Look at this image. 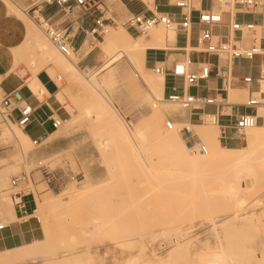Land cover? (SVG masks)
Masks as SVG:
<instances>
[{
    "label": "rangeland",
    "instance_id": "rangeland-1",
    "mask_svg": "<svg viewBox=\"0 0 264 264\" xmlns=\"http://www.w3.org/2000/svg\"><path fill=\"white\" fill-rule=\"evenodd\" d=\"M144 1L152 3L153 0ZM6 2L25 19L31 35L42 36L63 56L28 16ZM109 9L119 21L130 17L116 0H109ZM156 30L165 40L169 38L170 30L163 26ZM117 31L128 32L134 39L143 40H148L151 33L134 34L118 25L109 35L103 34L96 40L89 35L87 41L91 48H85V53L92 51L91 55L99 61V68L85 71L78 65L79 56L72 54L71 61L81 71V79L77 82L55 62L45 61L35 50H29L27 59H22L31 71L29 80L52 64L50 72L62 90L59 98L63 102L67 100L70 113L68 121L55 134L34 144L26 162L16 154V141L2 135L5 125L0 95V147L5 152L6 166L15 163L17 167L7 172L6 179L0 183V223L8 224L17 219L16 213L15 216L9 213L8 205L12 204L4 198H11L12 177L22 173L30 179L21 187L29 186L33 192L27 207L36 210L30 221L17 223L21 226L22 245L19 247H26H17L16 251L1 255L16 254L18 257L3 264H264V186L246 193L241 208L235 200L229 199L232 203H228L221 193L224 190H219L221 185L225 186L218 177L228 165L225 158L236 154L237 151L230 149L247 150L251 132L247 131L243 144H227L221 139L219 128L206 117L205 123H200L201 127L196 129L219 136L223 151L207 149L206 154L192 153L182 130L187 122L175 119L189 111L171 104L166 98L158 102V95L136 76L140 68L124 49L118 62L104 67L108 55L102 45ZM262 31L257 30L258 37H264ZM154 56L155 53H150L149 61ZM211 60L215 61V58ZM262 63L264 55L255 59L254 65ZM151 67L149 64L147 69L150 70H140L145 83L161 76ZM93 73H98L97 88L106 96L108 102L105 104L114 115L99 123L86 111L90 100H95L85 84ZM256 75L259 78L258 73ZM239 89L235 90L241 93ZM147 96L150 97L148 101ZM248 97L245 91L241 103ZM156 101L161 110L153 107ZM263 110L264 105L259 109L263 115L257 123L261 129L264 128ZM169 119L178 124L188 155L199 156L194 165L175 162L171 150L165 151L156 141V132L173 131L166 128ZM16 127L21 129L17 124ZM139 127L146 130L143 140L134 135ZM153 127L155 130L151 133L149 130ZM112 131L127 134L136 152L126 147L121 138L115 139ZM263 134L260 136L264 137ZM195 137L207 147L201 135ZM171 138L175 140L174 135ZM260 144L258 141L254 147ZM258 158L263 160L264 166V153ZM255 161L250 164L259 166V161ZM40 163L46 167V173ZM215 222H218L216 228ZM99 228H102L101 232H95L100 231ZM47 230L50 240H47ZM38 242L42 243L36 244Z\"/></svg>",
    "mask_w": 264,
    "mask_h": 264
},
{
    "label": "built area",
    "instance_id": "built-area-1",
    "mask_svg": "<svg viewBox=\"0 0 264 264\" xmlns=\"http://www.w3.org/2000/svg\"><path fill=\"white\" fill-rule=\"evenodd\" d=\"M170 6L179 9V12H154L150 14L132 15L124 21H119L112 13L109 7L102 0H36L32 6L26 10L30 19L35 25L43 31L49 41L64 56L70 57L76 53L74 38L68 29H60L53 26L49 20L45 19L41 13L47 6L57 5L65 12L82 10L86 14L92 12L98 13L95 17L94 26L86 31L87 35L93 37L102 36L109 33L118 25L124 27L127 31L134 34L147 35L152 29L163 26L167 30H175L183 33L186 41L190 39L194 31L196 32V45L192 49L198 54L213 56L221 59L227 64V76L225 90L231 89L233 83H240L246 88L257 87V94L253 92L252 96L244 103L248 108L258 109L264 105V92L261 91L260 83L264 81V64L260 66L259 78L244 76L242 78L232 77V67L238 62L254 61L264 55L262 46L263 37H258L257 30L264 29V0H163ZM110 14V15H109ZM240 16H260L261 23L240 19ZM228 19V22H227ZM224 31V32H223ZM248 42V43H247ZM191 60L177 62L169 73L173 78H179L183 81L184 92L180 93L175 85L171 86V94L167 96L166 101L180 106L186 111H202L206 106H216L222 110V101L212 97H200L189 94L185 91L186 87L197 86L202 80H207L212 72L211 64L202 65L199 73L190 71ZM153 71L164 76V69L155 66ZM11 95L7 96L1 102V114L10 118L14 108H11ZM19 99V98H18ZM21 106H17L19 119L17 125L25 129L33 119L35 109L25 100L20 99ZM210 118L213 125L219 128L221 139L228 144L230 137L229 131L234 133V139L240 144L246 141L247 131L258 123L257 115L243 114L233 123L223 125L219 121V116L206 115ZM205 123L204 120H202ZM64 121L60 118L53 119L54 129H59ZM188 125H191L187 122ZM188 125L183 127V131L191 138L188 142L192 153H207V147L202 140L192 134ZM175 124L169 119L166 122V128L172 130ZM38 144L39 141H34ZM40 168L46 173V167L40 163ZM29 176L26 173L14 176L11 179V198L17 209V219L19 223H26L35 217L36 210H29L27 207V197L33 195L29 186L21 187L22 184L29 182ZM6 227L0 224V230Z\"/></svg>",
    "mask_w": 264,
    "mask_h": 264
},
{
    "label": "crops",
    "instance_id": "crops-1",
    "mask_svg": "<svg viewBox=\"0 0 264 264\" xmlns=\"http://www.w3.org/2000/svg\"><path fill=\"white\" fill-rule=\"evenodd\" d=\"M9 1L13 4V6H15L17 10L29 17V15L26 13V10L32 6L33 1ZM102 1L109 7V0ZM116 1L119 6H122L123 10L125 11V15L127 16L150 14V10L154 12H179L178 8L170 6L163 0H153L152 3L146 2L144 0ZM163 8H167V10H163ZM41 15L45 19L49 20L53 26L60 29H68L71 32L76 48L75 54L79 56V67L84 68L85 71L97 70L99 68V61H97L96 57L91 55L92 51L85 53V48H91L87 41L89 35L86 34V31L94 26V20L95 17L99 15L98 13L92 12L90 14H86L82 10L65 12L59 6L52 5L45 7ZM239 18L253 21L258 24L261 23L260 16H240ZM262 30V32H264V29ZM29 34L31 35L25 19L16 12L14 7L11 8L5 0H0V95L3 99L11 95V108H14V111L11 113L10 119L16 124L19 119V111L17 106H21V101H19L20 99L25 100L35 109L32 122L25 129H22L28 138L35 144L34 141L47 139L59 130L54 129L53 127L52 122L54 118H60L65 123L68 121L70 113L67 110V100L63 102L59 98L62 95V90L61 86L51 73L53 68L52 64L43 68L35 75V78H37L39 83L42 85L41 95L39 93H35L31 88V83L35 81V78L33 80H29L31 71L29 70V67L26 66L24 62H22V59H27V57L20 59L18 64H16L14 50L21 47L28 40ZM194 35H196L195 31L187 42L183 33L175 31L174 41L171 42L169 38H167L165 41L167 48H147L144 64L145 70H150L147 69L149 64L152 66L151 70H153L155 66L164 69L163 98L165 100V98L167 99V96L172 93L171 86L173 85L177 87L178 92H184L182 79L169 76L170 71L177 62L191 60V65L189 68L190 71L194 73H199L202 65L210 63L212 72L209 79L200 81L197 86L186 87L185 91L192 95H197L200 97H212L221 100L222 110H218L216 106H206L204 109H202V111H189L185 116H178L175 119L188 122L191 124L189 126L195 128L201 127L199 124L203 123L202 120L206 121V115L217 114L219 116L220 123L223 125L233 123L239 116L243 114L257 115V118L259 119L261 116L259 114L260 108H248L244 105V103H234L230 101L231 90L243 88L239 89L243 96H245V91H247L248 96L251 97L253 92L257 94V87L254 86V88L249 89L238 82L236 83L235 80V83H233L234 86L226 91V62L221 59L218 64V59L216 57L193 52L192 49L196 45V38L194 39ZM149 39L147 41H149ZM263 45L264 40L262 41V46ZM150 53H155L152 61H149ZM212 58H215V61H212ZM118 61L119 60L115 61L114 63ZM254 62L255 60L236 63V65L232 67V77L237 79L244 76H252L253 78L258 79L256 74L258 73L259 77L261 64L256 66L254 65ZM146 100H150V97L147 96ZM228 135L230 137L229 140H231L228 141V144L233 145L238 142L236 139H234V133L232 131H229ZM185 138L187 143L191 141V138L188 137L186 133ZM3 150L4 149L0 147V161L4 162V164L0 166V183L6 179L7 172L17 168L15 163H9V166H6V161H4L5 152ZM14 154L15 152L13 155ZM31 196L27 197L26 200L28 201ZM8 206L9 213L12 216H15L16 213L17 217L18 213L16 208L14 210L15 206ZM17 223L21 224L16 220L11 221L8 224H5L6 227L3 230H0V253L26 247H19L22 245L20 233L21 226L17 225Z\"/></svg>",
    "mask_w": 264,
    "mask_h": 264
},
{
    "label": "bare ground",
    "instance_id": "bare-ground-1",
    "mask_svg": "<svg viewBox=\"0 0 264 264\" xmlns=\"http://www.w3.org/2000/svg\"><path fill=\"white\" fill-rule=\"evenodd\" d=\"M6 1H9V0H6ZM9 3H11V2L9 1ZM9 5L12 8L11 4H9ZM154 29H152L153 31L152 30L150 31L151 33H150L149 41L143 40V39H134L128 32H125V31H119V32L117 31V32L113 33L111 35V37L109 38V41L102 45L103 50L107 53L108 58H109L107 63L104 65V67H109L112 63L119 60L120 55H121V51H122V53H124L123 51L125 50L130 55V57L133 59L136 66L138 68H140L139 72L136 73V76L139 77L144 82L146 87H149L151 89L152 93L155 92V94L158 95L157 96L158 98H156V100L158 102H163V101H165L163 98L164 76L161 75L159 78L157 77L156 79H150V80L146 81V83H145L144 79L140 75L141 74L140 70H142L143 72L145 71L144 64H145V55H146L147 48H149V47H166V45H165L166 40L164 39L163 36L159 35L158 30H156V28H154ZM170 31L171 32L169 34V40L172 42L175 39V33H173L172 31H175V30H170ZM110 33H108V35ZM41 37H37V36L35 37V36H32L29 34L28 40L21 47L14 50V57H15L16 64H18L20 59L27 57V55L29 54V50H35L36 53L39 56H41L45 61L55 62L57 65H59L65 71V73H67L71 76L72 80H74L76 82L79 81V79H81L79 76L81 71L78 68V66L76 65V63H73L71 61V56L66 57L64 55L63 56L59 55L57 53V51L55 50V48L53 46H51L44 38H41ZM73 54H75V53H73ZM125 55H127V54L125 53ZM123 56H124V54H123ZM99 72L100 71H98V73ZM97 74H92L87 80H85V78H84V80L87 81L85 83L86 86L88 85V87L91 89L92 93L95 96V100H90L91 103L87 107L86 111L88 114H91V116L94 118V121L96 123H99V122L105 121L109 115H113V114H112L111 110L105 104L108 102L106 96L97 88L99 86V84L97 82V78H96ZM96 84H98V86ZM31 88L33 89V91L35 93H39L41 95L40 88H42V85L39 83L37 78H35V81L31 83ZM263 90H264V83L261 86V91L263 92ZM242 99H243L242 93H240L239 91H237L235 89L230 91V101L231 102L241 103ZM157 101L155 102V104L153 106L155 109L161 110V107H159L157 105L158 104ZM262 109H261V111H262ZM260 115L261 116L263 115L262 112H260ZM2 117H3L2 123L5 125L4 129L1 131L2 135L4 136V138H12L16 141L17 146H18L16 149V154L19 155L23 159V161L26 162V158L28 157L30 150L34 146V143L28 138V136L24 133V131L22 130V128L20 126L19 127L21 129L17 128L16 124L10 118L4 117V116H2ZM110 117L113 118L112 116H110ZM174 124H175V126L172 129L173 130L172 132H168V133L165 132V133H158V134L156 132V135H157L156 141L160 144V146L162 148H164V150L165 149L171 150L172 155H174L175 162L180 163V164L194 165L196 163V161L199 160V156L191 157L188 155V153L186 151L187 146L183 142V138L180 134V131H178V124L177 123H174ZM196 128H189V129L191 130L192 134L202 136L203 140L206 142L207 149L214 150L216 152L223 151V149H222L223 147L221 148V146H220L219 136H215L212 133H206L203 130H201L199 132V131H197L198 129H196ZM154 130H155V128L153 127V128H150L149 131H151V133H152ZM248 131L251 132V134L249 135V148L245 151L230 149L233 152L234 151H237V152L233 157H230V158L226 157L225 158L226 162L228 161V165L225 168H223L221 170V172L218 174L219 175L218 177L220 178L222 183L224 181L225 186H226V187L223 186L224 184L221 185V186L225 187V189H223V187L220 186V188H222V189L219 188V190H221V191L224 190V191H222V192L220 191V192L227 197L228 203H230L229 199H231V201L235 200V204L237 205L239 203L238 207H240V208L242 207L243 203L245 202V199L243 196L247 195L246 193L253 191V189L257 188L258 186L259 187L264 186V166L261 164L262 163L261 161H263V160H260L258 158L260 153H264V137L260 136L261 134L264 133V128L261 129L260 127H258L256 125L255 127L248 129ZM134 135L137 136L140 140H143L146 137V130L142 127H139L137 132ZM172 135H174L175 140H173L171 138ZM113 136L115 137V139L117 137L121 138L124 141V144L126 147H129L132 152H134V153L136 152L133 144L131 143V139L129 138V136L127 134H124V133L118 134V133L113 132ZM258 141L261 144H260V146L255 148L254 146L256 145V142H258ZM254 159L257 162L259 161V163H260L259 166H257V165L253 166L250 164L252 161H255ZM144 162H146V161H144ZM2 164H4V162L0 161V166ZM144 166L147 169L150 168L149 165L146 163L144 164ZM191 175L192 174L189 175L190 178L192 177ZM199 177H201V175ZM219 184H221V183H219ZM202 193H204V192H202ZM245 198H246V196H245ZM4 201L5 202L9 201L14 206V202H13L12 198H6L5 197ZM239 216L240 215H238V217ZM226 219H224V220H226ZM224 220H222V221H224ZM226 222L227 221L223 222L222 227H224ZM104 224H105V222H104ZM98 225L101 226L102 224L99 223ZM217 225H218V222H215L214 228H216ZM99 229H100V231L96 230L95 232H97V231L101 232L102 228H99ZM46 234H47L46 235L47 240H50V231L47 230ZM176 241H178V240H176ZM42 242H38L36 244H40ZM178 248H179V246H178ZM37 251L38 250H36V252ZM11 252H13V251H7L5 253H11ZM3 254L4 253H0V264L15 261L18 259L16 254L1 256ZM30 254H32V253L30 252Z\"/></svg>",
    "mask_w": 264,
    "mask_h": 264
}]
</instances>
